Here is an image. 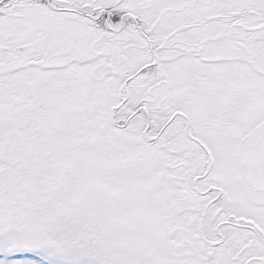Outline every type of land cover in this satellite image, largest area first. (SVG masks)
I'll return each mask as SVG.
<instances>
[{
	"label": "snow or ice",
	"instance_id": "obj_1",
	"mask_svg": "<svg viewBox=\"0 0 264 264\" xmlns=\"http://www.w3.org/2000/svg\"><path fill=\"white\" fill-rule=\"evenodd\" d=\"M0 264H264V0H0Z\"/></svg>",
	"mask_w": 264,
	"mask_h": 264
}]
</instances>
